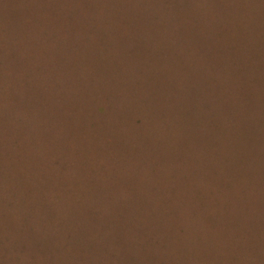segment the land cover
<instances>
[{
    "label": "rangeland",
    "instance_id": "1",
    "mask_svg": "<svg viewBox=\"0 0 264 264\" xmlns=\"http://www.w3.org/2000/svg\"><path fill=\"white\" fill-rule=\"evenodd\" d=\"M0 264H264V0H0Z\"/></svg>",
    "mask_w": 264,
    "mask_h": 264
}]
</instances>
